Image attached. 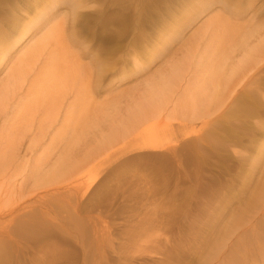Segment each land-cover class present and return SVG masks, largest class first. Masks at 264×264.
Segmentation results:
<instances>
[{"label": "rangeland", "instance_id": "1", "mask_svg": "<svg viewBox=\"0 0 264 264\" xmlns=\"http://www.w3.org/2000/svg\"><path fill=\"white\" fill-rule=\"evenodd\" d=\"M80 1L75 13L68 0L0 3V91L16 60L58 23L72 61L55 75L90 83L72 119L84 128L74 178L0 189V239L26 213L41 218L39 233L3 247L10 264H264V155L255 161L264 150V63L258 101L189 113L172 112L173 101L147 120L139 113L152 111L147 84L184 56L203 21L231 18L228 3L264 31V0H206L211 8L197 19L195 0ZM178 24L182 33L167 42ZM18 114L0 118V151L21 129ZM59 126L54 155L65 144Z\"/></svg>", "mask_w": 264, "mask_h": 264}, {"label": "bare ground", "instance_id": "2", "mask_svg": "<svg viewBox=\"0 0 264 264\" xmlns=\"http://www.w3.org/2000/svg\"><path fill=\"white\" fill-rule=\"evenodd\" d=\"M56 1L66 3L67 0ZM195 1L197 19L211 5L206 0ZM5 2L0 1L1 4ZM68 2L74 13L82 6L80 0ZM47 6L55 7L53 3ZM225 9L232 12L231 18L203 21L194 36L184 42L187 44L183 46L184 56L169 61L167 71L161 72L147 84L149 96L145 101L152 111H140L141 118L147 120L162 114L173 101L172 112L179 109L183 113L191 110L197 112L200 107L206 106L218 111L230 99L258 101L255 91L261 89L260 66L264 63L262 24L244 25L237 8L226 3ZM46 15V12H41L38 20ZM181 33L178 24L169 35L166 33L167 42H172ZM25 35H21L20 41ZM252 38H256V41L253 42ZM66 40L62 23H58L51 28L49 35L30 45L6 73V81L0 91V118L5 121L15 110H19L22 126L11 132L10 139L0 151V189L6 186L8 191L19 189L21 192L26 181L39 188H57L62 184L66 186L74 178L71 171L78 167L74 157L76 155L78 158V153L75 154L74 149L82 138L84 128L83 123L73 122L72 119L76 117L80 104L87 100L85 94L90 83L55 75L56 71L72 61L65 52ZM191 70L192 73L189 72ZM241 89L243 94L237 96ZM175 93L177 95L174 97ZM58 124L63 127L61 135L65 144L54 155L53 147L59 138L58 128L56 130ZM17 133L20 136L18 139ZM48 140L50 142L44 148L43 142ZM149 147L159 149L162 146L151 141ZM38 152L39 156L33 159ZM262 155L264 150L255 161L259 162ZM263 191L264 184L263 189L260 188V192ZM21 217L0 239V264H10L11 260L9 253L2 250L4 246L13 245L22 235L35 236L39 233L41 218L36 212ZM237 221L238 216L232 217L233 224Z\"/></svg>", "mask_w": 264, "mask_h": 264}]
</instances>
